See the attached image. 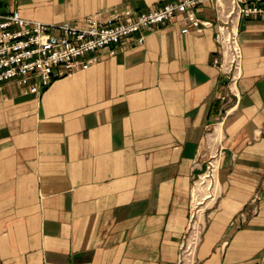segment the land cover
Returning <instances> with one entry per match:
<instances>
[{
  "label": "crops",
  "instance_id": "crops-1",
  "mask_svg": "<svg viewBox=\"0 0 264 264\" xmlns=\"http://www.w3.org/2000/svg\"><path fill=\"white\" fill-rule=\"evenodd\" d=\"M167 1L0 0V10L84 25ZM233 1L198 5L200 29L178 13L41 93L0 86V264H264V18L239 16ZM227 26L243 75L222 101L228 78L214 59Z\"/></svg>",
  "mask_w": 264,
  "mask_h": 264
},
{
  "label": "built area",
  "instance_id": "built-area-1",
  "mask_svg": "<svg viewBox=\"0 0 264 264\" xmlns=\"http://www.w3.org/2000/svg\"><path fill=\"white\" fill-rule=\"evenodd\" d=\"M211 1L214 0L167 1L146 11L116 7L110 13L101 11L89 16L84 25L69 21L46 23L25 17L20 9L0 10V86L17 80L27 90L41 93L58 77L97 63L106 49L115 54L126 42L142 44L145 30L172 20L178 13L184 15L187 24L200 29L207 22L196 15L195 9ZM233 2L239 16L264 18V0ZM183 31L188 32L189 27ZM136 32L140 33L138 37ZM220 39L223 58L215 57L214 62L228 78L219 98L227 101L243 75L244 51L235 28L225 27ZM211 168L214 170V166Z\"/></svg>",
  "mask_w": 264,
  "mask_h": 264
},
{
  "label": "rangeland",
  "instance_id": "rangeland-1",
  "mask_svg": "<svg viewBox=\"0 0 264 264\" xmlns=\"http://www.w3.org/2000/svg\"><path fill=\"white\" fill-rule=\"evenodd\" d=\"M216 175H217V172H216L215 168H214V170H212V168H211L205 174H203L202 176L199 177V182L201 180H204V183H203L204 190L206 189V187H207V189L208 188H210V190L212 189Z\"/></svg>",
  "mask_w": 264,
  "mask_h": 264
}]
</instances>
